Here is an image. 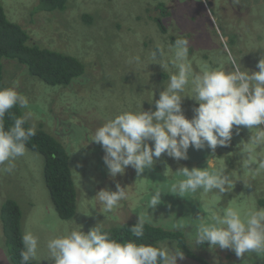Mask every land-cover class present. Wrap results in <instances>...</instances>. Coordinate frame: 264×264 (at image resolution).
I'll return each mask as SVG.
<instances>
[{
	"label": "rangeland",
	"instance_id": "1",
	"mask_svg": "<svg viewBox=\"0 0 264 264\" xmlns=\"http://www.w3.org/2000/svg\"><path fill=\"white\" fill-rule=\"evenodd\" d=\"M74 1L82 4L68 0L64 8L49 12L39 8L40 0H0L12 21L20 20L27 25V30L31 27V32L40 36V46L75 56L85 67V73L67 86H54L29 74L24 78V83L27 80L33 81L29 88L32 97H26L29 108L22 110V114L24 116L31 112L28 118L30 126L56 135L65 145L76 188V211L68 219L58 214L46 184L44 152L26 144L25 155L13 162L11 172L4 170L7 162L0 165V264H15L2 220V206L7 199H14L22 210V235L25 231H31L39 239L37 258L32 261L35 264H53L46 258V244L49 239L62 234L65 228H81L87 232L96 224L105 229L133 220L136 222L139 216L149 224L170 229L171 249H182L189 245L197 251L202 263L205 259L207 264H264V256L255 253L237 257L231 251L228 256L220 257L205 242L198 246L193 241L195 225L206 215L205 206L213 202L220 209L229 206L264 208V203L259 202L260 198H264V171L257 172L255 163L249 168H241L240 145L247 142L256 129L251 132L246 126H233L229 145L217 146L215 153L212 152L205 160H176L164 153L154 158L152 167L146 168L139 177L136 170L129 166L123 174H117L121 177L116 179L109 174L104 163L102 146L90 140L97 127L123 111H153V102L166 87L169 75L176 72L168 63L173 54L172 40L185 38L195 47L206 48L207 51H200L201 56L196 54L191 58L194 71H199V66L205 62L213 68L232 67L220 65L218 60L212 58V52L198 32L195 42L187 36L189 30L183 26L173 28L166 34L159 32L155 25L154 11L145 10V6H153V0H148L147 4L146 0ZM163 3L168 2L163 0ZM222 3L223 0L218 2L217 14L233 16ZM232 5L239 13L251 10L243 24L252 38L264 44V0H233ZM238 5L243 7L238 8ZM31 10L34 11L33 15H30ZM144 10L150 18L144 16ZM88 11L93 16L91 23L85 20ZM137 16L140 20H137ZM188 21L187 17L186 20L179 19L187 27ZM209 23L212 30L220 29V22L214 17H210ZM64 27L69 28L68 34L62 33ZM243 35L246 39V34ZM223 40L226 41V37ZM209 45H213L211 41ZM158 47L164 50L163 56L166 58L160 62L168 64L166 69L151 61V52ZM205 53L209 57H205ZM135 57H140V62H135ZM251 61L246 55L242 64L248 66ZM151 65L160 68V75L152 72L156 76H142L135 71L138 67L149 68ZM6 71L5 80L11 84L8 87L16 85L22 89L20 78L16 77L19 69L11 67L9 71L6 68ZM188 100L184 96L181 101L186 118L191 113L194 115L193 109L198 107L188 103ZM147 143L151 145L153 142ZM253 156L257 161L264 158V149L257 148ZM221 163L226 164V171L236 181L229 192L222 195L217 190L207 194L198 192L195 198L185 197L184 208L180 207L178 195L162 192L161 202L154 209L146 207L153 187L164 185L166 188L173 182L174 171L179 168H205L208 165L219 166ZM121 180L132 182V188L127 187L129 197L104 216L94 203V196L101 189L115 191L117 183L122 187ZM245 183L250 185L246 186ZM178 220L185 221L183 230L172 229L173 223ZM207 251L209 256L205 255Z\"/></svg>",
	"mask_w": 264,
	"mask_h": 264
},
{
	"label": "clouds",
	"instance_id": "2",
	"mask_svg": "<svg viewBox=\"0 0 264 264\" xmlns=\"http://www.w3.org/2000/svg\"><path fill=\"white\" fill-rule=\"evenodd\" d=\"M62 33L68 34L69 28H62ZM171 48L173 54L168 63L176 72L169 75L166 87L152 105L155 110L123 111L97 127L91 135L90 140L104 150L103 160L109 174L115 177L131 166L139 177L146 168L152 167L154 158L164 153L176 160H187L190 146L201 149L207 145L215 153L217 146L230 143L233 126H246L251 132L256 129L250 139L240 145L241 168L255 163L257 172L264 171V158L257 161L253 156L257 148L264 149V126H261L264 125V56L257 63L258 71L242 70L240 62L231 55L228 56L231 71L213 68L207 62L199 66V71H194L189 60L188 40L178 38ZM163 55L164 50L158 47L151 52V61L166 69L168 64L160 62L166 58ZM133 59L140 62V57ZM10 85L0 87V165L7 162L4 170L8 172L13 170V162L25 155L27 142L36 134L34 125L25 127L31 112L19 117L10 112L16 105L29 108L28 99L15 87H8ZM184 96L198 102L191 119L186 118L181 108ZM6 114L14 121L7 130L3 127ZM147 141L153 143L149 145ZM174 174L173 182L166 188L158 185L149 192L148 209H154L161 202L162 192L178 195L181 206L185 197L195 198L198 192L207 194L213 190L222 195L232 190L236 182L224 163L205 168L184 166ZM128 197L127 187L117 183L115 191L99 190L94 203L105 216ZM204 212L206 215L195 225V244L205 242L211 248L231 249L237 257L248 253L264 256V208L229 206L220 209L213 202L205 206ZM145 223L139 216L138 222L130 228L137 240L144 235ZM184 228L183 220L172 225L173 230ZM21 241L20 264H32L37 258L39 239L31 231H25ZM46 248V258L53 264H178L184 255L181 249L137 243L132 239L118 241L98 224L87 232L81 228H65L62 234L47 241ZM205 254L210 255L208 251Z\"/></svg>",
	"mask_w": 264,
	"mask_h": 264
},
{
	"label": "trees",
	"instance_id": "3",
	"mask_svg": "<svg viewBox=\"0 0 264 264\" xmlns=\"http://www.w3.org/2000/svg\"><path fill=\"white\" fill-rule=\"evenodd\" d=\"M71 1L76 3L74 0ZM147 1L148 0H146V4ZM67 2L68 0H40L39 8L44 11L53 12L56 9L64 8ZM145 10L150 12L153 10V6H146ZM145 10L144 16L147 17ZM250 11L251 10H246L240 13L235 19H226V17H222L221 27L224 33L232 35L237 27L241 25L250 14ZM33 14L34 11L31 10L30 15ZM180 18L186 20V16L179 17V19ZM92 19L93 16L87 14L85 18L86 22L91 23ZM26 26L27 25L22 24L20 20L19 22L12 21L3 4L0 2V87H5L9 84V82L7 83L5 80V75L8 73L6 68L9 71L11 67L19 69L16 77L20 78L22 89L18 88L16 85L15 88L18 93L25 97H32L31 93H29V88L33 80H27L24 83V78L28 74L40 77L44 82L54 86H67L74 79L85 73V67L79 59L72 55L62 54L58 50L40 46V36L37 33L31 32V27L27 30L25 28ZM121 26L122 25H119V27ZM188 27L196 28L197 32L203 37L202 41L207 44V46L209 45L212 40V36L208 35L211 28L206 22H192L191 24L190 21H188ZM240 31L246 34L247 41L252 39L247 33V29L244 25L240 28ZM232 40L231 38L230 42H232ZM174 42V40L171 41V43ZM210 49L213 50L215 59L220 63L224 61L221 57V53L218 52L214 46H210ZM242 52L246 55L245 50H242ZM135 71L142 76L151 75L153 74L152 72L160 75V68L153 65L149 68L138 67ZM187 98L189 99L188 103L198 105V102L194 98L189 96H187ZM24 109L25 108L16 105L10 112L16 117H19L23 116L22 110ZM154 110L155 108L153 111ZM192 117L193 114L191 113L187 118L191 119ZM13 122L12 116L6 114L3 121L4 129L7 130L10 128ZM28 126H30L29 121H27L25 127ZM27 145L44 152V174L54 206L62 218L68 219L72 217L76 211V188L72 178L69 156L65 145L56 135L54 136L42 128H36L35 136L30 138ZM117 177L121 176H115V179ZM121 181L123 183L122 187L132 188V182ZM259 202L263 204L264 198H260ZM122 203H124V201H122ZM180 207L184 208L185 203H182ZM21 218L22 210L18 203L14 199H7L2 206V220L4 222L7 243L10 247L12 259L15 264H20V251L22 249L21 238L23 228ZM137 222L138 221L134 222L133 220L103 230L110 232L111 236L118 241L132 239L136 240L137 243L164 246L169 249L172 248V233L147 222L144 226L143 237L137 240L130 232V228ZM213 249H215V253L220 257L228 256V253L232 251L231 249H220L219 247ZM181 250L184 255L178 264H207L205 259H203L202 263V258L191 246L185 245ZM225 251H227L226 254ZM205 255L208 256L207 254ZM32 264L35 263L32 262Z\"/></svg>",
	"mask_w": 264,
	"mask_h": 264
},
{
	"label": "flooded vegetation",
	"instance_id": "4",
	"mask_svg": "<svg viewBox=\"0 0 264 264\" xmlns=\"http://www.w3.org/2000/svg\"><path fill=\"white\" fill-rule=\"evenodd\" d=\"M219 1L220 0H167L168 3L164 4L163 0H153V11L156 28L159 32L166 34L173 28L183 26L185 29L189 30L187 36L193 38L195 42L197 29L182 25L179 22V17L186 16L189 21L197 23L206 22L207 24L209 23L210 17H214L215 20H218L220 22V29L215 30L213 28L212 30L210 25L209 27L211 28V31L208 33V35L212 36V46H214V48L221 53V57L224 59V61L221 63L219 62V64L226 67H232L227 58L229 55H231L237 60L238 63L240 62L242 70L248 69L249 71H258L259 69L257 68V63L262 58V56H264V44H260V40H257L255 38L247 41L243 33L240 31V28L244 25L243 23L237 27L232 35L229 33L225 34L221 27L222 17H226V19H235L240 13L232 5L233 0H229L228 2L223 0V6L226 7V10H229L231 13H233V16L217 14L216 8ZM77 3L82 4L81 2ZM223 6L221 7L224 8ZM241 7H243V5H238V8ZM207 8L210 9L209 12H207ZM137 18V20H140V17ZM224 37H226V41L223 40ZM231 38L233 39L232 42H230ZM196 47L195 45L189 44L190 61L194 55H200V51H207L203 46H198L197 48ZM208 47L210 49V45H208ZM242 50H245L246 55H248V57L252 60L248 66L247 64H242V62H244L246 58V55L243 54ZM210 52H212V58L215 59L212 49H210ZM204 56L209 57V55L206 53ZM223 70L231 71L232 69L223 68ZM154 104L155 102H153L152 105Z\"/></svg>",
	"mask_w": 264,
	"mask_h": 264
},
{
	"label": "water",
	"instance_id": "5",
	"mask_svg": "<svg viewBox=\"0 0 264 264\" xmlns=\"http://www.w3.org/2000/svg\"><path fill=\"white\" fill-rule=\"evenodd\" d=\"M211 153L212 150L207 145H205V147L201 149H195L194 147L190 146L187 151V155H188L187 160L202 161L205 160V158L208 157Z\"/></svg>",
	"mask_w": 264,
	"mask_h": 264
}]
</instances>
